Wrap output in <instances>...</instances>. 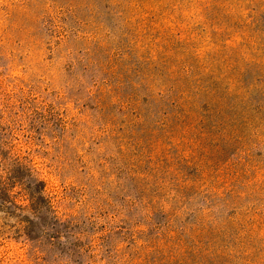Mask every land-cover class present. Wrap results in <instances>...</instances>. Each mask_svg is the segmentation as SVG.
<instances>
[{
	"label": "rangeland",
	"instance_id": "1",
	"mask_svg": "<svg viewBox=\"0 0 264 264\" xmlns=\"http://www.w3.org/2000/svg\"><path fill=\"white\" fill-rule=\"evenodd\" d=\"M0 264H264V0H0Z\"/></svg>",
	"mask_w": 264,
	"mask_h": 264
}]
</instances>
